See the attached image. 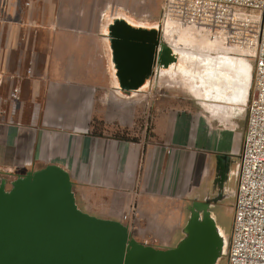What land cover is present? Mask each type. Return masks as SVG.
I'll return each instance as SVG.
<instances>
[{"label":"crops","instance_id":"0c3cea01","mask_svg":"<svg viewBox=\"0 0 264 264\" xmlns=\"http://www.w3.org/2000/svg\"><path fill=\"white\" fill-rule=\"evenodd\" d=\"M104 2L0 0V99L14 86L22 95L0 105V179L57 164L83 210L123 222L141 244L174 248L193 201L216 196L220 180L235 196L252 82L226 101L168 83L142 108L149 122L137 139L95 134L99 98L128 109L109 86Z\"/></svg>","mask_w":264,"mask_h":264},{"label":"water","instance_id":"95a60500","mask_svg":"<svg viewBox=\"0 0 264 264\" xmlns=\"http://www.w3.org/2000/svg\"><path fill=\"white\" fill-rule=\"evenodd\" d=\"M105 33L123 97L137 95L148 85L173 83L170 77L177 75L190 94L201 93L211 101L232 99L237 88L251 87L250 60L227 59L235 66L225 68L224 82L216 87L215 79L204 74L203 63L190 57L181 61L182 54L161 41L158 25L113 17ZM242 63L246 74L236 68ZM166 75L170 79H163ZM229 193L220 180L216 196L193 201L183 239L174 248L161 249L137 242L123 222L83 210L69 173L57 164L26 171L7 184L1 178L0 264H218L227 255L230 234L218 225L211 207Z\"/></svg>","mask_w":264,"mask_h":264},{"label":"built area","instance_id":"2783aa9c","mask_svg":"<svg viewBox=\"0 0 264 264\" xmlns=\"http://www.w3.org/2000/svg\"><path fill=\"white\" fill-rule=\"evenodd\" d=\"M161 25L166 45L201 36L214 51L252 63L226 264H264V0H163ZM20 96L14 86L10 98L15 102Z\"/></svg>","mask_w":264,"mask_h":264},{"label":"rangeland","instance_id":"374dc122","mask_svg":"<svg viewBox=\"0 0 264 264\" xmlns=\"http://www.w3.org/2000/svg\"><path fill=\"white\" fill-rule=\"evenodd\" d=\"M105 4V5H104ZM103 4V8H107L106 10V17L103 18L102 30L106 27V24L112 20L113 17H124L127 18L129 21L144 26H151L157 27L160 30V34L162 32V25H161V11L163 7V0H105ZM101 6V5H100ZM102 9V8H101ZM103 40V50L106 57L107 62V74H112L109 76V86H111V92L115 95H120L118 84L116 81V77L114 74V70L112 67L111 58L109 55L108 45L106 41V36H101ZM180 44H176L175 46H170L175 50H181L184 54H208L212 57H222L223 59H235L234 56H225L224 53L220 51H214L215 49L208 45L207 39L197 36L195 38L185 37L182 38V41H178ZM188 44L191 46V49L180 48L179 46ZM179 52V51H178ZM180 60H184L186 57L181 56L179 57ZM172 78V79H170ZM168 77L167 75L163 77V79H170L174 81L172 83L173 87H169L171 90H178L184 93L183 90L186 89L185 81L182 79L181 75ZM175 78V79H174ZM176 80V81H175ZM162 83L156 87H150L149 85L142 89L140 95H134L132 97H120L118 101H123V107L128 108L124 109L123 113L119 110L112 109H119V105H112V109L110 108V104H106L105 98H99L96 104V115L95 119L97 121V128H101L102 132H106L107 134L112 135H123L125 134L128 136L129 139H137L144 130L145 124H148L147 116H143L141 114L142 108L148 107L151 105V102L159 96L158 93L168 90L167 86ZM177 86V87H176ZM188 91V89L186 90ZM103 90L97 88V94L102 96ZM189 92V91H188ZM104 95V94H103ZM145 95V97H144ZM149 95V96H148ZM148 96V97H147ZM22 99V95L17 102V105H20ZM113 100H116L115 98ZM13 103V100L9 97H5L0 99V105L2 107H7L9 104ZM137 113L139 114L137 116ZM122 117V122L118 121L119 117ZM147 120V122L145 121ZM94 123V122H93ZM94 130V129H92ZM14 178L7 179L8 181L13 180ZM10 185H7L9 187ZM215 196V195H214ZM233 193H229L227 196L223 197L220 201L216 202L212 205L211 210L215 215L216 221L218 225L225 231L226 235L230 234L232 228V204H233ZM218 264H226V257L221 258Z\"/></svg>","mask_w":264,"mask_h":264},{"label":"bare ground","instance_id":"6f19581e","mask_svg":"<svg viewBox=\"0 0 264 264\" xmlns=\"http://www.w3.org/2000/svg\"><path fill=\"white\" fill-rule=\"evenodd\" d=\"M178 51L180 54H182V56L186 57L185 59H189L188 57H190L192 60H196V61L198 60L201 63H203L204 67H205L204 74L206 76H210L211 78L215 79L214 85H216V87H217V85H218L217 83L219 81V88L222 85V83L224 82L223 80H224L225 76H223V74L225 75L227 73L225 68H227V66H228V67H231V69H233V67L235 66V61L227 63V59H223L222 57H215L214 58L212 56H209L208 54L204 55V54H195V53L186 55L183 53V51H181V50H178ZM236 68L237 69L241 68L244 74L248 73V69L246 68L244 63H242L240 66H236ZM190 77H191V75H190ZM185 78L188 79V77H185ZM204 79H209V77H206Z\"/></svg>","mask_w":264,"mask_h":264},{"label":"trees","instance_id":"16d2710c","mask_svg":"<svg viewBox=\"0 0 264 264\" xmlns=\"http://www.w3.org/2000/svg\"><path fill=\"white\" fill-rule=\"evenodd\" d=\"M96 126H97V121H96V119H95V120H94V123H93V125H92V129H94L93 132H94L95 134H102L103 132H102L101 128L99 129V128H97ZM116 136H118V137H120V138H123V139H129L128 136H126L125 134H123V135L118 134V135H116Z\"/></svg>","mask_w":264,"mask_h":264},{"label":"flooded vegetation","instance_id":"af4514ba","mask_svg":"<svg viewBox=\"0 0 264 264\" xmlns=\"http://www.w3.org/2000/svg\"><path fill=\"white\" fill-rule=\"evenodd\" d=\"M160 36H161V34H160ZM5 182H6V184L8 183V180H7V178H5ZM219 192V191H218Z\"/></svg>","mask_w":264,"mask_h":264}]
</instances>
